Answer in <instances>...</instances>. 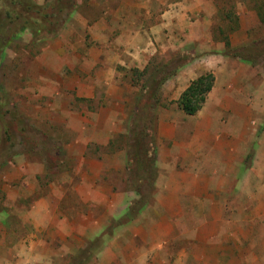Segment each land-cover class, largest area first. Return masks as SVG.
Segmentation results:
<instances>
[{
  "label": "rangeland",
  "instance_id": "rangeland-1",
  "mask_svg": "<svg viewBox=\"0 0 264 264\" xmlns=\"http://www.w3.org/2000/svg\"><path fill=\"white\" fill-rule=\"evenodd\" d=\"M170 1L74 0L53 37L32 43L25 30L4 47L0 264H264V0L249 28L261 40L242 55L244 107L228 92L195 152L184 129L196 126L177 119L187 114L161 84L152 111L141 99L185 54L165 52L141 74L121 52L128 25Z\"/></svg>",
  "mask_w": 264,
  "mask_h": 264
},
{
  "label": "crops",
  "instance_id": "crops-1",
  "mask_svg": "<svg viewBox=\"0 0 264 264\" xmlns=\"http://www.w3.org/2000/svg\"><path fill=\"white\" fill-rule=\"evenodd\" d=\"M253 5L254 0H234L231 7L221 5L219 0H171L158 14L147 8L134 24L128 25L131 28L130 39L124 41L125 47L121 51L127 66L142 71L146 63L160 55L161 59H167L166 53L176 51L185 54L183 58L186 61L161 84L163 95H171L169 99L175 100L190 80L199 74H212V86L201 108L193 115L174 114L177 119L184 117L185 127L188 128L186 123L196 126L190 131L184 129L186 134L191 132V138L196 139L194 152L197 146L202 145L201 140L197 141L198 136H214L209 130L217 121L213 107H229L231 96L227 95L228 92L235 93L233 99L242 103H236L238 108L244 107L241 89L252 69L247 60L228 56L223 51V43L227 41L230 48H239L248 42L261 40V35L249 33L250 27L259 24L258 10ZM128 18L131 19L132 15ZM240 113L243 114L242 111L236 112L237 115ZM159 150L161 154L157 156L163 159V150ZM193 178L197 179L196 175Z\"/></svg>",
  "mask_w": 264,
  "mask_h": 264
},
{
  "label": "trees",
  "instance_id": "trees-1",
  "mask_svg": "<svg viewBox=\"0 0 264 264\" xmlns=\"http://www.w3.org/2000/svg\"><path fill=\"white\" fill-rule=\"evenodd\" d=\"M64 3H66V6H64ZM75 6L76 3H74V0H51L49 3L44 2L40 5L35 4L32 0H0V58L6 44L25 30L29 32L32 43L53 37L63 27L64 23L74 11ZM52 9L55 10L52 11ZM46 10L49 11L46 12ZM261 19L260 17V20ZM223 47L225 48L224 51L226 54L241 60H248L242 55L249 52V45H243L239 47L241 48V50H239V48H230L227 41H224ZM175 69H177V66L170 69L165 75H162L159 80L155 81L151 79V83L145 85L146 88H144L146 91L141 95V99L142 97L146 98L145 102L147 103H143V106H146L148 111H152L157 102V88L168 76H171L175 72ZM145 72L146 70L140 73L142 74ZM212 81L213 76L210 72L199 74L197 77L190 80L173 102L184 114H194L203 103L206 93L212 86ZM150 87L151 89H149ZM139 101L140 100H137V104L134 105V111L139 108ZM130 120L128 123V133L133 136L137 123H135V120L132 118ZM141 127L142 128L139 129L142 131L138 132L141 136L134 138L138 142L139 140L142 141L143 137L150 135L148 120L145 122L144 127ZM132 161V159H128L127 165H132Z\"/></svg>",
  "mask_w": 264,
  "mask_h": 264
}]
</instances>
